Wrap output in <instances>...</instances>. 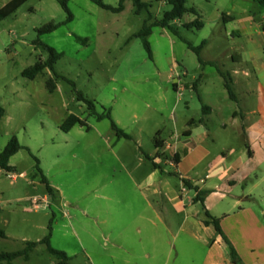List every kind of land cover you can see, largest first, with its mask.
<instances>
[{
	"label": "rangeland",
	"instance_id": "1",
	"mask_svg": "<svg viewBox=\"0 0 264 264\" xmlns=\"http://www.w3.org/2000/svg\"><path fill=\"white\" fill-rule=\"evenodd\" d=\"M10 1L0 0V8ZM102 1L119 7L120 0ZM147 1L149 9L138 13L132 1L112 12L93 0H69L68 22L58 0H30L0 22V154L14 137L23 147L10 160L11 172L0 167V254L50 235V245L71 258L68 264H205L210 191L197 195L183 177L204 188L200 180L217 158L221 164L251 161L241 114L257 108V96L264 98V69L254 71L264 68V8L254 0H189L197 13L162 28L153 24L171 5ZM199 16L203 27H188ZM51 22L58 29L39 37ZM146 23L151 56L137 37ZM38 39L63 54L55 65L61 78L49 69L34 80L24 77L49 59ZM244 69L254 96L246 94ZM50 79L57 82L53 93ZM107 113L111 119H98ZM70 115L86 127L63 131ZM203 119L202 126L187 125ZM112 122L130 138H118ZM187 129L197 148L177 169L173 148L156 154L155 142H171L184 156ZM227 184L218 176L208 186L223 191ZM156 188L162 195L154 194ZM35 197L48 205L36 210ZM233 247L239 264L256 257ZM12 264L58 260L39 244L28 260Z\"/></svg>",
	"mask_w": 264,
	"mask_h": 264
},
{
	"label": "crops",
	"instance_id": "2",
	"mask_svg": "<svg viewBox=\"0 0 264 264\" xmlns=\"http://www.w3.org/2000/svg\"><path fill=\"white\" fill-rule=\"evenodd\" d=\"M235 58L233 56L232 60ZM254 68L256 73L264 69L258 65ZM234 73L237 75L240 71L236 69ZM241 73L246 77L244 78V84L250 86L251 84L246 80L250 76L249 71L244 69ZM232 85L233 88L237 89L240 85V80L235 78V82H232ZM193 87L196 88L197 84ZM246 94L254 96L252 86L249 87ZM234 98H237L236 94ZM256 104V109L247 110L244 114L242 113L243 115L241 114V118L245 122L244 127H242V133L246 137L247 155L251 161L249 163L233 162L221 164V157L217 158L211 163L210 171L206 172L200 180L204 188H200L194 180L183 177L184 182L187 181L190 188H195L197 195L202 194L204 191H210L211 196L206 200L208 214L220 220L223 232L232 241L236 249L241 253L245 249L247 252L256 254V257L246 261V264H264V98L257 96ZM238 115L235 112V116L237 117ZM203 124H205L204 119L191 120L187 123L188 126H195V128ZM183 134L189 142L184 156H181L173 143L165 140H161L164 144L163 148H156V154L173 148L174 153L178 154L180 158V161L175 163L177 169L183 165L185 159L192 156L197 148V145L191 142L194 131L187 129ZM219 164L221 166L217 167ZM218 176H221L228 183L223 191L219 188L217 190L220 191H216L217 186H215V189H212L213 187L210 185L208 186L209 180L212 179L215 182V178ZM153 186H155V182ZM237 188H240V190H237ZM154 194L162 195V192L156 188ZM167 195L169 198V193ZM172 200L173 202H178L177 197L172 198ZM195 202V200H192V204H195ZM203 226L211 233L205 264H234L227 245L223 238L216 233L215 227L206 225L205 221Z\"/></svg>",
	"mask_w": 264,
	"mask_h": 264
},
{
	"label": "trees",
	"instance_id": "3",
	"mask_svg": "<svg viewBox=\"0 0 264 264\" xmlns=\"http://www.w3.org/2000/svg\"><path fill=\"white\" fill-rule=\"evenodd\" d=\"M30 0H12L8 4H6L4 7L0 8V22L4 19L10 17L13 15L20 7H22L25 3H27ZM61 5L63 6L64 10L69 14L68 22L73 20L72 14L70 13L68 2L69 0H58ZM96 4H98L103 9L112 11V12H119L124 9V4L126 1H132L137 9L138 13H141L145 9H149L150 3L147 0H120L119 7L114 8L112 6H108L103 3L102 0H93ZM189 0H168V3L171 5L172 9L170 12L166 13L162 19V21L156 22L153 24V26H159L162 28L169 27L172 22H175L176 20L181 19L186 13L188 12H194L197 13L194 9H189L187 7V3ZM259 5H261L264 8V0H254ZM59 25L55 24L53 22L43 26L38 30L39 37H41L44 34L52 33L58 29ZM188 27H196L198 29H201L203 27V23L201 21V16L198 17L197 20H195L193 23L189 24ZM151 26H149L147 23L145 24L142 31L137 35V37L143 38L144 44L146 49L149 52V55L151 56V49L150 45L147 41V37L151 34ZM38 45L43 46L48 52H49V59L45 62H38L35 66L27 69L24 71L23 75L24 77L34 80L37 76L42 74L45 69H49L52 71L58 78H61L56 74L55 65L56 63L62 58L63 54L57 52L54 48L45 45L41 42L40 39L37 41ZM204 45V43H203ZM66 80L65 78H63ZM227 89L229 93L232 95V88L227 83ZM47 87L51 93H53L57 88V82L53 79L48 80ZM81 99L84 100V98L81 96ZM90 110L92 112H95L96 106L93 102L87 101ZM4 110L0 108V121L4 115ZM105 118L111 119L110 113H107L105 115H100L98 117L99 120H103ZM80 125L82 127H86V123L81 120L79 117L75 115H70L67 120L61 125V129L65 132H69L71 129H73L75 126ZM112 127L116 132V135L118 138H130L128 134L123 132L114 122H112ZM89 129V127H88ZM156 148L161 149L163 148V141L160 139H156L155 142ZM23 147L17 140V138H12L10 142L8 143L7 147L2 151L0 154V167L2 170L11 172L13 168L9 165L10 160L13 156H15ZM175 163H178L180 161L179 155L176 154L174 158ZM40 174L42 175V182L47 185V189L50 193V196H53V189L50 187L49 182L47 178L42 174L41 170H39ZM185 184H189L187 181H185ZM207 217L209 218L205 224L206 225H213L217 231V233L223 238L225 244L227 245L230 253L231 260L234 264H239L240 260L237 257V253L231 242L228 240L227 236L221 229L220 220L213 218L211 215L207 214ZM50 230H52V226L49 227ZM0 237H5V233L0 230ZM50 235L40 243H30L28 246L22 250L12 253H1L0 254V264H12V262L18 258H25L28 260L29 254L34 251L39 244H46L48 245V252L53 255L57 260L58 264H68L71 260V258L62 251L54 249L50 245Z\"/></svg>",
	"mask_w": 264,
	"mask_h": 264
},
{
	"label": "built area",
	"instance_id": "4",
	"mask_svg": "<svg viewBox=\"0 0 264 264\" xmlns=\"http://www.w3.org/2000/svg\"><path fill=\"white\" fill-rule=\"evenodd\" d=\"M24 176H25L24 174H20V177H24ZM11 178L13 180H16L17 179V175L13 174ZM31 202H32V205L34 206V208L36 210L40 209L43 206H47L48 205L47 199L46 200L45 199H41V198L39 199L37 197L32 199Z\"/></svg>",
	"mask_w": 264,
	"mask_h": 264
}]
</instances>
